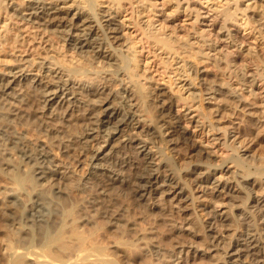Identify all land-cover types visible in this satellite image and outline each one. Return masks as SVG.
<instances>
[{"label":"bare ground","instance_id":"obj_1","mask_svg":"<svg viewBox=\"0 0 264 264\" xmlns=\"http://www.w3.org/2000/svg\"><path fill=\"white\" fill-rule=\"evenodd\" d=\"M196 1L199 7L211 4L206 7L214 13L215 20H220L226 36L232 37L229 26L223 24L231 21H243L238 26L248 30V35L262 36L264 24L257 29L250 26L253 18L247 14H255L254 7L241 8L240 0ZM178 5L163 19L156 0H0V53L5 47L20 44L24 55L17 60L23 63L0 70V177L5 182L0 190V264H111L116 243L98 245L92 232L82 231L94 225L93 214L101 213L108 227H118L117 223L128 219V208L120 200L125 196L124 186L153 206L169 202L175 213L203 211L206 206L197 200L200 196L190 194L189 182L201 197L215 195L212 214L209 221L199 225V231L189 220L168 225L175 243L169 263L162 258V264H182L190 258L207 260L202 264H262L264 168L258 167L253 173L244 168L246 157L237 153L235 145L240 134L234 127L228 126L221 138L213 137L232 151L216 165L210 164L213 152L192 144L188 135V125L203 127V120L208 118L202 109L205 96L214 101L210 103L213 112L232 104L234 110L251 116L254 106L247 102L241 88L249 81L237 74L236 63L228 59L231 52L224 60L216 56L219 38L210 40L195 29L181 34L166 20L173 19V13L181 8ZM195 11L196 23L200 12ZM256 15L258 20H254L263 23L264 15ZM127 22L147 48L180 64L181 81L187 91H193L190 98L156 101L157 111L165 117L160 125L148 110L152 94L134 79L142 50L135 34L126 29L131 28ZM15 27L31 35H12ZM217 34L224 35L219 31ZM250 50L256 52L255 48ZM89 57L97 60L101 68L86 65ZM219 61L225 68L229 66V73L227 80L215 83L217 76L209 77L207 65L216 67ZM32 64L38 75L27 73ZM242 70L241 75L246 77L248 71ZM85 72L104 74L112 83L118 82L120 89L109 93L104 86L93 89L86 82L73 83L72 75ZM251 77L254 83L255 77ZM232 78L235 82L229 84ZM172 84L169 78V86ZM165 88L153 87L154 99ZM30 95L38 98L39 107L29 109ZM179 101L185 107L184 113L177 108ZM77 115L83 122L79 130H75L73 120ZM28 126L42 130L53 147L86 172L73 179L76 174L43 145L35 146L26 140ZM214 128L207 132L219 130ZM174 135L190 145L191 155L201 157L184 168H175L169 153L172 148L166 146L173 144ZM149 137L157 138L158 144L151 146ZM93 140L97 142L91 148ZM221 172L228 173L229 179L217 176ZM70 179L75 182L72 187L68 185ZM241 193L249 200L247 207L243 201L240 206L220 201H233ZM223 206L227 209L219 213ZM233 209L239 212L234 218L241 221L243 228L237 238L229 240V247L219 252V238L223 236L215 227L229 222ZM181 232L195 236L201 232L207 246L184 242L177 237ZM119 233L124 235L121 229ZM131 241L144 251L160 254L159 246L143 235L135 233Z\"/></svg>","mask_w":264,"mask_h":264},{"label":"rangeland","instance_id":"obj_2","mask_svg":"<svg viewBox=\"0 0 264 264\" xmlns=\"http://www.w3.org/2000/svg\"><path fill=\"white\" fill-rule=\"evenodd\" d=\"M1 1L3 2L5 0ZM220 1L224 3V0ZM156 2L160 10L162 11L163 19L168 14L172 13V11L175 10L176 5L179 4L178 6L181 8L177 10L176 13H173V19L171 20L170 18L166 20L174 25V27H176L181 34H184V32L185 34H190L193 32L191 30L195 29L202 36L210 40L219 38L217 45L219 46L218 50L220 49V51L217 52L216 56L224 60L225 56H227V54L231 52L232 55H228V59L232 61V64L236 63L234 66L238 67V69H235L237 71V74L242 79H245V81H249L244 85L242 84L241 88L247 102L254 106V109L252 111L253 114L251 116H247L245 113L236 111L234 110L232 104H229V109L228 107L223 108L222 106L220 107V110H218L217 112H213V107L210 105V103H213L214 101L209 100L208 96H205L204 102L202 104V109L203 112L206 113V116L208 118H205V120H203V127L188 125V135L192 142H194L192 144H195L197 146L201 145L205 148H208V150L213 152V157L210 159V164H219L222 159L232 154V151L229 149V147L223 146L221 144V140L214 141L213 137L221 138V134L223 133V131L226 130L228 126H231L234 127L235 131L240 134V138H238V144L235 145V147L239 156L245 154L246 159H244V168L247 169V171H249L250 173L255 172L256 168L258 167L264 168V31L262 36L260 37L254 31V38L253 35H248V30L243 31L242 27L240 28L238 26L239 24H243V21H240L239 23L238 21L237 23L231 21L223 24L225 26H229L228 34L232 35V37H229L226 36V29L221 27L222 23L220 22V20H215L213 18L214 13L208 11V7L211 4H203L202 7H199V5L196 4V0H156ZM201 2H204V0H202ZM239 4L241 8H244L245 5L254 7L256 11L255 14L254 12V15L252 14V12H249L247 14H251L253 18L249 20L250 26L254 25L257 29L258 27H260L259 25L264 24V22L262 23L261 20L259 22H256V20H254L256 18L258 20L256 14L264 15V0H240ZM207 5L208 7H206ZM185 8H187V10H185ZM189 9L191 10L188 11ZM196 9H199L200 17L198 19V22L195 23L194 16L196 14ZM127 25L128 22L126 23V26ZM19 26L20 25H18V27ZM128 26L131 27L130 25ZM220 28L222 29L220 30ZM126 29H129L128 32H132L133 35L135 34L134 37H136V40L139 41L138 47L142 50L137 72L135 73L136 76H134V79L139 80V83L141 85H144V87H146L147 90H149V92L152 94L150 107L148 108V110L150 114L155 118V122L160 125L162 123V119H165V117H163L161 114H159V111H157L159 109L158 106H155L157 104L156 101H158L159 99L173 100L177 97L190 98L189 93L193 91H187L186 86L183 85L184 82L181 81V78L183 77H181V75H179L178 73L180 72V69H178L180 64H175V61L170 62L156 49L147 48V46L143 43L142 38L134 28L131 27ZM218 31L219 33H224V35L217 34ZM11 33L12 35L23 34L25 38H27L28 34L29 36L31 35V33L26 29L18 31L16 27L11 30ZM44 45L45 44H43V46ZM15 46V48L11 46L5 47L3 52L0 53L1 71L8 70L15 65L23 63V61H17L18 59H21L20 56H24L23 53H21L20 44H15ZM250 47L255 48L256 52H252L250 50ZM254 53H256V57L254 56ZM79 58L80 57H76V60L81 61V59ZM95 61L97 60L89 57L86 60V65H89V67H96L97 69H100L102 65H97ZM81 63L85 64V62ZM196 64L200 65L199 63ZM217 64L216 67H214L213 64L207 65L209 77L211 78L213 76V78L211 79H214V77L217 76L218 78V81L217 78L214 79L216 80L215 83H218L220 79L223 78L227 80V76L229 73H227V68L229 66L225 68V65L222 63V61H219ZM234 66H230L231 70L234 69ZM199 67H201V65ZM243 68L248 71V75L246 77L241 75L243 72ZM27 73L30 75H38L37 67L32 64V66L28 68ZM249 74L255 77L254 83H252V77L249 76ZM71 78L73 80V83L83 82L82 84H84V82H86V84L90 85V87L93 89L104 86L106 88V92L109 93L110 90H113L114 88L120 89V86H117V84H119L118 82L112 83L109 77H104V74L101 73L91 75V73L89 74L85 72L81 76L72 75ZM169 78H171L173 81L171 87L169 86ZM234 82L235 78H232L228 83L233 84ZM238 82H241V79ZM155 86L163 88L166 87L162 92L163 94H161L159 98H157V100L154 99V91H152V88ZM250 93H253L255 95H251ZM191 104H194V107L198 105L195 103ZM182 105V102L179 101L177 108L180 113H184L185 110V107H183ZM28 106L29 109H35V107H39L40 102L38 98L36 96H31L30 98H28ZM135 108H138V106ZM195 112H193L194 115L197 113ZM199 117L200 115L198 117L196 116L195 118L198 119ZM73 120L74 122H76L75 130H79V125H83L82 117L77 115ZM183 122V124H186V121L183 120ZM209 126L211 128H219V130L214 131V128L213 130L207 132L210 128ZM232 134L233 133H231V135ZM25 138L32 145H43L55 159L59 160L62 165L68 168L67 170L73 171V173L76 174V176L73 175V179L79 178V176L83 175L86 172L84 168L74 166L69 158H65L60 153L58 148L53 147L48 140V136L42 130H36L34 127L28 126L27 131L25 132ZM149 139L151 146L158 144L157 138L149 137ZM171 139L173 141V144L169 146L167 143L166 146L168 147V149L172 148L169 153L172 155V163L175 168H184L201 157V155H191L190 145L182 143L176 137V135L172 136ZM96 142L97 141L95 140L90 142L91 148L94 147L93 145ZM227 166H231V164H227ZM224 173L225 172L218 173L217 176H220L222 180H225L226 178L229 179V174ZM184 175H186L187 177L189 176L188 174ZM73 179H70L68 181L69 187H72L74 185L75 182L72 181ZM188 184L189 191L191 190L190 194L194 196H200L197 200L205 204L206 208L203 211L197 212L194 209H191L186 212L175 213V210L170 206L169 202L161 201L158 206H153L138 199L126 186H124V189H126L125 196L121 197L120 200L124 202L128 208V219H122L119 223H117L119 225L118 227H108L107 224H105V219L102 217V214L95 213L93 214L94 225L92 226V228H83L82 231L92 232L94 240L98 245L107 246L113 242L116 243V248L113 249L114 251L110 255V258L112 259L111 264H162V258H164L163 262L169 263L168 256L170 255L175 243V238L172 237L168 225H170L171 223L174 224L175 222H180L182 219L183 222L184 220H189V222L193 223L195 231H199V225L205 221L210 220L209 216L212 214L211 206L213 205V201H216V199L214 198V194H211L210 196L208 194H203V196L201 197V193L198 192L199 190L195 189L191 182H189ZM4 186L5 182L3 178L0 177V190H2ZM237 196L235 199H233V201H228V199H220V201L224 204L229 202L230 204L236 206H240L241 202L243 201L245 203V206L247 207L249 200H245L246 196L242 195V193L238 194ZM226 209L227 207L223 206L219 213L224 212V210ZM229 214V222L221 223V225L223 226H219L215 222V226L217 225L215 227V231L220 236H223L219 238V252H222L227 247H229L233 237L235 236V238H237L238 235H240L241 229L243 228V224H241V221L234 218L235 215L239 214L237 209L231 210ZM120 229L123 231V236H121L119 233ZM135 233L143 235L146 240L154 242L157 246H159L161 250L159 252L160 254H154L148 251H144L141 245L132 243L131 239ZM197 233L199 236H195L194 234H190L188 232H181L177 237L189 244H194L199 247L207 246V243L202 240L203 234L201 232ZM260 256L262 264H264V245L263 249L260 252ZM204 261L205 263L207 262V260L202 258H190L185 259L182 264H202L204 263Z\"/></svg>","mask_w":264,"mask_h":264}]
</instances>
